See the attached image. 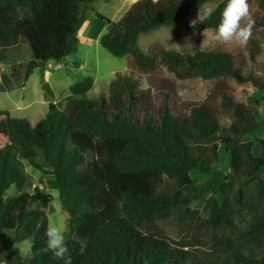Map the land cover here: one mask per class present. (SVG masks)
<instances>
[{"label": "trees", "instance_id": "16d2710c", "mask_svg": "<svg viewBox=\"0 0 264 264\" xmlns=\"http://www.w3.org/2000/svg\"><path fill=\"white\" fill-rule=\"evenodd\" d=\"M94 1L0 0V64L9 66L0 75L3 91L24 88L37 67L72 55L82 7ZM211 1L137 0L101 39L112 56L132 58L140 73L164 67L180 80L217 82L189 115H176L167 102L158 107L151 90L140 91L121 74L109 96L87 98L91 77L73 85L74 99L61 108L51 103L36 124L0 110V135L8 139L0 149V247L20 257L16 245L30 240L32 264H64L44 251L54 197L29 190L26 160L59 185L72 264H264V139L243 140L260 127L259 109L238 103L227 89L229 80L250 81L264 93V74L243 78L229 51L185 55L156 44L146 54L139 48L141 36L164 26L184 28L188 36L216 30L228 0L210 18L188 21ZM248 3L263 15L245 48L253 63L264 65V0ZM225 116L232 117V136L221 134ZM221 144L231 153V174L215 170ZM194 170L209 180L199 184ZM206 194L210 215L204 218L189 206ZM176 216L187 225L184 239L159 226Z\"/></svg>", "mask_w": 264, "mask_h": 264}, {"label": "rangeland", "instance_id": "374dc122", "mask_svg": "<svg viewBox=\"0 0 264 264\" xmlns=\"http://www.w3.org/2000/svg\"><path fill=\"white\" fill-rule=\"evenodd\" d=\"M136 1L95 0L83 6L81 10L83 24L76 34L75 52L60 62L50 61L45 66L37 67L24 88L5 92L0 76V110L8 111L13 118L26 119L32 124H36L47 115L51 103L61 108L74 99L70 92L73 85L91 77L94 80V86L87 98L109 96L111 83L121 74L133 78L138 83L141 80H147L148 89L151 90L153 100L158 107L167 102L176 115L181 117L189 115L194 107L202 104L210 97L217 82L202 79L180 80L164 67L143 74L135 67L132 58H116L101 46L102 37L110 31L113 24ZM224 1L214 0L205 4L201 10L193 11L188 18L189 23L194 24L201 21L206 6H214L216 9ZM249 8L251 10L249 17L252 21L256 22L262 17L263 12L256 3L250 4ZM246 22L243 21V23ZM261 30L264 35V28ZM261 30L259 29L258 32ZM252 32L254 34L257 30L252 29ZM156 44H160L165 50L185 55H192L197 51H229L234 55L236 67L240 70L243 78L248 80L264 74V65L253 63L245 46H241L235 40L230 42L217 41L215 30H204L188 36L185 34L184 28L164 26L140 37L139 48L146 54H149ZM8 71V65L0 64V75ZM227 89L238 103L256 104L259 109L260 127L256 132L244 136L243 140L264 139V93L250 81L241 83L237 80H229ZM232 121L231 116H225L222 120V135L232 136L228 132V127ZM5 145L6 141L0 135V149ZM260 151L261 146L258 144L254 149L255 155H258ZM219 154L220 160L215 166V170L224 175L231 174L232 157L224 144L220 145ZM37 161L44 164L41 156L38 157ZM23 170L31 181L30 191L39 187L54 197V201L48 209L49 227H56L66 235L70 217L63 209L57 181L54 177L34 169L26 160L23 161ZM46 170L51 171V168L47 167ZM191 175L199 184L207 182L210 178L201 170H194ZM10 192H14V189H11ZM210 196L211 194H206L201 199L193 201L189 208L199 210L204 218L209 217L210 211L207 208V201ZM216 198L220 203L223 202L221 195H217ZM159 226L173 239L180 240L189 235L187 225H183L177 216L159 222ZM8 234L10 236L15 235L14 233ZM16 247L20 250V257L11 255L4 247H0V264H32L31 241L19 242ZM247 255L250 254L247 253ZM261 255L262 251H257L255 257Z\"/></svg>", "mask_w": 264, "mask_h": 264}, {"label": "clouds", "instance_id": "9594fccd", "mask_svg": "<svg viewBox=\"0 0 264 264\" xmlns=\"http://www.w3.org/2000/svg\"><path fill=\"white\" fill-rule=\"evenodd\" d=\"M213 7H205L204 19L211 17ZM247 19L246 23H243ZM254 21L249 17L248 0H228L224 7L220 22L215 30V39L221 42H230L235 40L241 46H246L252 37ZM178 46V45H177ZM149 88L147 80H141L138 84L140 91H146ZM46 248L44 251L50 252L56 259L64 261V264H72L70 250L66 243V237L56 227H48L46 230Z\"/></svg>", "mask_w": 264, "mask_h": 264}, {"label": "crops", "instance_id": "0c3cea01", "mask_svg": "<svg viewBox=\"0 0 264 264\" xmlns=\"http://www.w3.org/2000/svg\"><path fill=\"white\" fill-rule=\"evenodd\" d=\"M1 118V117H0ZM2 119V118H1ZM0 119V120H1ZM3 137V139H5V141H6V143L8 142V139L6 138V137H4V136H2Z\"/></svg>", "mask_w": 264, "mask_h": 264}, {"label": "water", "instance_id": "95a60500", "mask_svg": "<svg viewBox=\"0 0 264 264\" xmlns=\"http://www.w3.org/2000/svg\"><path fill=\"white\" fill-rule=\"evenodd\" d=\"M73 40H74V42L76 43V42H77V37L74 36V37H73Z\"/></svg>", "mask_w": 264, "mask_h": 264}]
</instances>
